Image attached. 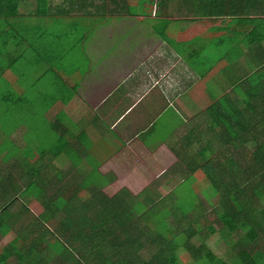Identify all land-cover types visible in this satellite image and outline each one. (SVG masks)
<instances>
[{
  "label": "trees",
  "instance_id": "1",
  "mask_svg": "<svg viewBox=\"0 0 264 264\" xmlns=\"http://www.w3.org/2000/svg\"><path fill=\"white\" fill-rule=\"evenodd\" d=\"M35 1L36 14L47 17L50 0ZM158 1L157 11L168 15L169 0ZM185 1V5L192 8V0ZM198 1L200 10L196 15L199 17L207 15L216 19L214 22L232 23L229 28L233 35L231 41L234 49L238 46L242 53L238 56V51L230 63L235 72L242 71V76L240 82L230 83V94L218 98L211 92L212 104L198 115L202 121L201 154L189 164L187 157L182 161L183 165H189L191 176L203 172L199 177L203 179L204 176L208 188L203 191L204 199L201 194L193 197L189 208L183 210L175 205L173 194L160 201H154V197L145 193L135 196L128 190L109 196L105 193L106 181L94 182L89 176L82 182L74 181L67 188L58 187L54 196L40 202L45 206L44 212L34 214L36 211L25 201L23 187L10 170L26 167L29 159L19 153L9 136L21 127L16 126V115L21 118L31 116L33 120L26 122L25 129L29 130L25 140L31 141L42 122H48L47 115L54 102L60 97L64 101L69 98H65L60 81L54 86L52 82L56 81L50 82L46 73L58 64L57 58L63 57L64 52L55 51V59H50L47 38L40 43L27 42L23 38L30 47L17 56L23 45L21 40H15L16 26L20 25L5 21L8 26L3 29V34H8L9 39L3 46L0 42L3 48L0 53V153L5 151L1 149L5 142L11 149L8 148L10 152L3 156L0 154V203L3 207L0 218L3 212L20 203L27 215L41 219L39 222L34 218V224L41 225L73 254V261L68 256L58 255L57 264H181V251L187 253L194 264H264V0ZM18 13L19 0H0V18L11 20ZM170 14L172 16L173 11ZM22 32L30 36L32 28L25 27ZM238 34L243 37L241 42L245 43V49L236 37ZM37 44H42L45 51H39ZM204 51L202 47L201 54ZM197 54L194 53V58L198 60ZM227 54H234V51ZM223 58L224 55L219 60ZM21 63L26 68L19 67ZM197 64L208 70V61ZM59 78L63 79L62 76ZM29 89L34 92L27 91ZM78 89L72 90L76 93ZM216 89L219 94V88ZM56 92L61 96L52 101ZM44 117V121H38ZM23 122L21 119L20 124ZM194 137L190 136L185 143L191 151L197 145V135ZM193 141L196 142L192 144ZM12 148L17 149L13 154ZM59 154L55 153V156ZM32 172L36 175L35 168ZM41 174L44 175L43 171ZM35 175L26 181L25 192H30V197L34 194L44 197L49 183L43 181L45 178L39 182ZM14 192L23 193L25 202L16 196L11 199ZM210 213L215 216L212 222L208 220ZM31 224L33 226V222ZM225 228L229 232L224 239L227 252L225 257L219 258L213 255L208 243ZM4 231L3 234L8 232L7 229ZM40 233L41 237H33L38 257L30 260L31 264H49L50 257L46 259L47 255H40L42 251H49L50 241L42 230ZM25 234L19 238L26 245L25 240L30 239ZM9 247L0 258V264L9 263ZM26 249L16 250L17 264H22V251Z\"/></svg>",
  "mask_w": 264,
  "mask_h": 264
},
{
  "label": "crops",
  "instance_id": "2",
  "mask_svg": "<svg viewBox=\"0 0 264 264\" xmlns=\"http://www.w3.org/2000/svg\"><path fill=\"white\" fill-rule=\"evenodd\" d=\"M158 2L50 0L49 15L40 17L36 14L35 0H19L18 16L11 20L0 18L2 46L9 39L8 34H3V29L8 26L5 21H14L15 25H20L16 26L15 40L23 42L25 38L27 42L40 43L47 38L50 59H55V51L64 52L63 57L57 58L58 64L46 73L50 82L56 81L52 82L54 86L60 81L65 98H69L61 100L60 93L56 92L52 101L60 98L48 113V122L44 121L45 117L38 119L44 122L32 134L31 141L25 140L29 130L24 128H20V134L16 130L9 136L16 143L19 153L27 156L30 163L26 167L18 166L17 170H10L23 187L25 201L38 214L45 210L40 202L54 196L58 187L67 188L74 181L82 182L89 176L94 182L106 181V193L120 178L117 171L116 174H102L109 165L119 169L128 168L132 176L133 173H147L150 176L148 189L139 194L130 188L124 190L135 196L145 193L152 199L154 197V201L164 199L158 195L163 194L161 190L173 182L180 172L185 170V175L189 176V165H183L182 160L189 158V164L200 156L202 150V125L198 117L201 111L198 113L200 106L197 105H200V97L205 93L208 99L211 98L207 85L206 89H202L200 84L213 77L214 83L217 81L219 84L220 93L227 90L225 94H230L229 82H240L242 71L235 72L229 68L232 56L227 54L228 50L225 53L213 51L215 54L207 55L210 49L222 48L225 51L226 43L231 42L233 37L229 31L231 22H214L216 19L207 15L199 17L196 15L200 10L199 1H196L197 7L192 3L191 8L189 4L185 5V0H177L174 8L180 13V21H188L178 22L176 15L171 16L173 9L170 7L168 15L163 11L158 12ZM25 27L32 28L30 36L22 32ZM241 36L238 34L236 37ZM103 40L108 44L121 41L135 44L132 62L124 66L115 63L120 67L110 68L107 63L113 61L114 53H107L108 49L100 52L93 50L94 44L98 41L100 47ZM186 44L190 46L186 47ZM2 46L0 53L3 52ZM27 47L30 46L23 42L17 56L22 55ZM79 47L80 56H77L74 51ZM202 47L206 51L201 54ZM37 48L45 51L42 44H37ZM229 50L235 54L239 51L241 56L238 46L235 49L232 46ZM194 53L198 55V60L194 58ZM223 55L225 58L219 60ZM76 56L83 57L85 66L69 61H73ZM202 60H213V65L209 67L208 62V70L201 69L197 63ZM76 87L79 89L75 93L73 90ZM213 95L217 96L216 88ZM194 135H197V142L193 141L192 144L196 142L197 145L191 151L185 143L190 136L196 138ZM55 153L60 154L55 156ZM133 165H137V171H133ZM34 168L37 176L32 172ZM32 175L39 182L45 178L43 181L49 183L44 197L41 194L30 197V192H25L26 181ZM196 176H190L191 183H197L200 177ZM133 180L127 186H134ZM174 193L168 192L165 197L169 199L173 194L177 202L180 197ZM1 204L0 211L3 209ZM16 212L0 220V258L5 249L12 246L9 247L11 264H17L16 250L26 247L20 240L21 235L27 233V239L30 240L26 244L29 249H34L33 237L39 236L41 232L35 229L40 226L35 225L29 215L21 210ZM6 229L8 232L3 234Z\"/></svg>",
  "mask_w": 264,
  "mask_h": 264
},
{
  "label": "rangeland",
  "instance_id": "3",
  "mask_svg": "<svg viewBox=\"0 0 264 264\" xmlns=\"http://www.w3.org/2000/svg\"><path fill=\"white\" fill-rule=\"evenodd\" d=\"M196 1H198V0H196ZM192 2H193V5H194V0H192ZM169 5H170V8L171 9L173 8V11H175L174 6H177V0H169ZM173 15H176L179 18L178 22H182L183 21V20L180 21V13H177L175 11V12H173ZM183 22H188V21H183ZM207 22H208V20H207ZM81 31H82V29H81ZM183 31H184V29H183ZM221 39L223 40L224 37L221 38ZM237 39H238L239 43H241L240 45L243 46V48L245 49V47H244L245 43L243 41L241 42V40H243V37H240V38H237ZM216 40H217V38H216ZM231 42L226 43L225 51H223L222 48L221 49H216V50L210 49V51L208 50L209 53L207 55L211 56V54H215L213 51H218V52L221 51V52L225 53L228 50V52H229L230 51L229 48H231L233 46V41H231ZM215 43H216V41L211 43V45H213ZM91 44H93V41H92ZM180 44H183V42L180 43ZM180 44H178V45L180 46ZM120 46H122V47L119 50ZM176 47H177V45H176ZM130 48H131V50H130ZM135 49H136V45L132 44V42L130 43L128 41H126L124 43H122V41H121V42H117L115 44L114 43L108 44L106 41L103 40V43L101 44L100 47H99V42L98 41L93 46V50L94 51L100 52V51L107 50L106 51L107 53H114L113 61H109L110 63L109 62L107 63L108 66H110V68L111 67L119 68L120 67V66H118L119 64H121V66H124L125 64H127V63L129 64L130 62H132L131 56L135 55ZM233 49H234V46H233ZM80 51L81 50H80V47H79L74 52L77 53V56H80ZM234 54H230L233 57V58H230L231 61L235 59L237 53L235 55ZM77 56L75 58H73V61L72 60H69V61L74 62L75 64L80 65V66H85L86 61L83 60V57L77 58ZM238 56H240V55H238ZM126 57H128V58L125 59ZM23 61H25V60H23ZM208 62H212L213 63V60H208ZM115 63H117L118 65H116ZM18 66L21 67V68H26L24 66V63H21V65H18ZM126 66L128 67V65H126ZM210 66H211V63H209V67ZM233 66L234 65H232V67L231 68L229 67V68L233 69ZM82 68H84V67H82ZM218 71H220V68H218ZM212 74H214V72ZM31 77L32 76H30V78ZM7 80H8V78H7ZM214 82H215L214 78L212 77L209 80L206 79L200 85L202 86V89H206L205 87L207 85V87L209 89V92L210 93L212 92V94H213L214 88H219V84L217 83V81H216V83H214ZM228 85H230V82H229ZM27 91H29V92L31 91L32 93L34 92L32 89H29ZM226 91L227 90H225L222 93L217 94L218 98L221 97V96H224ZM210 99H212V98H210ZM210 99L207 98L206 93L200 97V105H197V106H200V107H198V109H199L198 113L200 111H202L203 109H205L207 106L209 107L212 104V100H210ZM22 113H24V112H22ZM15 119L17 121L16 122L17 123L16 126H19V127L21 126L20 128H24L25 127L24 129H26V127H27L26 126V122L29 121V120H33V117L24 116L23 115V117L21 118V116L16 115ZM21 119H23L24 122L20 124V120ZM201 123H202V121H201ZM0 124H1V122H0ZM20 128L17 129V132H16L17 134H20V131L22 130ZM5 141H6V139H5ZM8 148H9V145L7 146V143L5 142L4 147L1 148V149L5 150V151L1 152L0 154L3 156L5 152H10V150H8ZM9 149H11V147ZM11 151H13L12 152V154H13L14 151H17V149L16 148L15 149L12 148ZM133 167H134L133 171H137V165H133ZM139 167H140V163H139ZM7 168H8V165H6V169ZM115 171H117L120 174V178H119V180H117L118 183L114 184V186L111 185L110 188H108L106 190V194H108L109 196H114L117 193H120L122 190L129 189V188L131 190H133L132 192H134L135 194H139L143 190L148 189L149 186L147 184V181L150 180V176H148L147 173H144V171L142 173H133V176H132V174L130 172V169H128V168H125V169H121L120 168L119 169V167H117L115 165H109L108 167H106L104 169V172L102 174H107L109 172H114L115 173ZM202 174H203V172L199 173L198 176H201ZM144 175H145V178H144ZM188 175L189 176H186L185 173L178 174V177H176V179L173 182L168 183L167 186L164 187V190H161V192L163 194L162 195H158L160 197V199H162V197L167 196L168 192H173V193L176 192V195L177 194L179 195L180 200L177 201L175 203V205L178 206V208L181 209V210H183L184 208H189L190 199H193V197H197L198 195L201 194L203 199H204L203 191H204V189L206 187L204 176H203V179H201V178L198 179L197 183H191V177H190L191 175L189 173H188ZM198 176H196V178ZM188 178H190V179H188ZM131 179L132 180L136 179V180H133L134 181L133 182L134 186L130 187V186H127V185L129 184V182H131ZM193 181H194V179H193ZM206 188H208V185H207ZM18 194H19V192L18 193H15V192L11 193V195H10L11 199H14V196H16V197H18V199H20V201L22 203H24L25 201H24L23 193L19 194V195ZM29 195H31V193ZM158 201H160V200H158ZM17 210H22L23 211V206L20 205V203H16L14 208H10L9 211H7L4 214H2L0 220H5L7 218V216H11L13 214L15 215V213H17L16 212ZM23 212L26 213V215H27V211L24 210ZM34 214L38 215L37 212L36 213L34 212ZM209 215L210 216H209L208 220H210V222L214 221L215 216L213 215V213H210ZM32 217L33 216H29V218H32ZM34 218H36V217H34ZM34 218H32V219L34 220ZM36 219L39 222L41 221V219H39V218H36ZM50 225L52 227H54L53 226L54 224H50ZM35 229L36 230H42L44 236L48 237V239L50 241L49 242L50 243L49 244L50 245L49 246V251L47 253L46 252L43 253V251H42L40 256H42V254H45V256L47 255L46 259H48L50 257L48 259L50 264H57V259L56 258H57L58 255L68 256L69 259L71 261H73V259H74L73 254L70 251H68L66 249L65 245L63 243L59 242L55 236L49 235V232L43 230L44 228L41 227V225H40V228H35ZM218 229H219V226H218ZM228 233H229L228 229L225 228L223 231L220 230L219 233L216 236H213L210 239V241L208 243L209 244V249L212 251L214 256L219 257V258H222V257L226 256L227 247H226V245L224 243V239L226 238ZM39 235L41 237L42 233H40ZM25 236H27V234H25ZM25 243H26V240H25ZM26 247H27V249L22 251V256L24 257V258H22L23 259L22 264H31L30 260H33L34 256H36V259L38 257L37 249H35V250L34 249H29V245H27V244H26ZM75 254L77 255V253H75ZM31 256H32V258H31ZM146 256H148V255H146ZM180 260H181V264H194V262L191 260L190 256L187 253L183 252V251H181V253H180ZM8 264H11L10 260H9Z\"/></svg>",
  "mask_w": 264,
  "mask_h": 264
}]
</instances>
